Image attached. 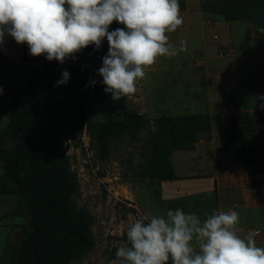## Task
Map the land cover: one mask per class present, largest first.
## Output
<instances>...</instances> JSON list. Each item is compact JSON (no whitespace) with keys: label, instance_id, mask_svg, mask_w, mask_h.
Masks as SVG:
<instances>
[{"label":"rangeland","instance_id":"1","mask_svg":"<svg viewBox=\"0 0 264 264\" xmlns=\"http://www.w3.org/2000/svg\"><path fill=\"white\" fill-rule=\"evenodd\" d=\"M179 4L183 24L166 35L174 44L187 41V51L145 67L130 96L113 101L100 83L106 38L99 50L90 45L75 59L55 61L58 79L62 71L70 73L66 85L79 92L83 106L82 113L63 118L59 131V148L74 180L59 200L58 227L69 238L61 254L65 264H107L135 220L176 208L202 219L212 210L233 209L239 213L237 234L259 230L255 243L264 247V0ZM118 27L125 26L114 21L109 31ZM26 54L36 58L11 37L0 46V133L10 118L12 92L25 87L30 69L40 65L25 60ZM66 85L61 97L68 103ZM31 102V96L23 97L24 105ZM195 115H207L210 129L180 151L212 163L208 173L219 174L216 190L171 198L176 178H167L181 139L166 127L158 130L157 120ZM110 116L120 123L122 136L112 139L109 156L102 157L94 130ZM137 116L148 121L145 127L138 126ZM11 146L0 135V147ZM3 173L0 161V180ZM15 209L12 196L0 195V259L25 237L30 214L14 216Z\"/></svg>","mask_w":264,"mask_h":264},{"label":"clouds","instance_id":"2","mask_svg":"<svg viewBox=\"0 0 264 264\" xmlns=\"http://www.w3.org/2000/svg\"><path fill=\"white\" fill-rule=\"evenodd\" d=\"M114 21L125 27L109 31ZM182 24L179 0H0V46L11 37L27 44L31 56L63 64L90 45L99 50L106 38L109 48L97 74L113 101L134 94L144 68L158 57L187 51V41L174 44L166 35ZM69 79L64 70L55 86ZM238 222L233 209L212 210L203 219L182 208L143 216L107 264H168L170 258L172 264H264V247L255 243L259 230L241 237Z\"/></svg>","mask_w":264,"mask_h":264},{"label":"trees","instance_id":"3","mask_svg":"<svg viewBox=\"0 0 264 264\" xmlns=\"http://www.w3.org/2000/svg\"><path fill=\"white\" fill-rule=\"evenodd\" d=\"M24 59L37 60L40 65L30 69L25 87L12 92L10 118L0 133L12 141L11 147H0L4 170L0 195L16 200L14 216L30 214V218L23 226L24 239L7 249L0 264H65L61 254L69 238L58 227L59 200L65 191L73 189L74 180L69 158L59 148V131L63 118L82 113L83 106L79 92L69 85L66 91L70 101L61 97L63 86H55L59 80L55 60L27 54ZM25 95L32 98L28 106L23 104ZM111 117L94 130L102 157L109 156L112 139L122 136L120 123ZM136 122L143 128L148 121L137 116ZM157 126L158 130L166 127L181 139L180 151L195 144L201 133L210 129V120L207 115L185 116L157 120ZM175 178L174 171L167 179Z\"/></svg>","mask_w":264,"mask_h":264},{"label":"crops","instance_id":"4","mask_svg":"<svg viewBox=\"0 0 264 264\" xmlns=\"http://www.w3.org/2000/svg\"><path fill=\"white\" fill-rule=\"evenodd\" d=\"M172 159L176 180L171 186L173 187V196H170L171 198L208 193L216 190L219 174L215 176L210 174L212 173L209 171L212 166L211 162L194 159L193 154L188 151H176Z\"/></svg>","mask_w":264,"mask_h":264}]
</instances>
